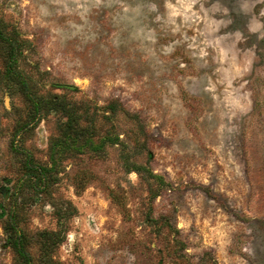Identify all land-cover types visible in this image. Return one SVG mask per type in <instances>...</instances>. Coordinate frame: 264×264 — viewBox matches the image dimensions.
<instances>
[{"label":"rangeland","instance_id":"1","mask_svg":"<svg viewBox=\"0 0 264 264\" xmlns=\"http://www.w3.org/2000/svg\"><path fill=\"white\" fill-rule=\"evenodd\" d=\"M66 200L60 264H264V0H0V264L10 210L37 264Z\"/></svg>","mask_w":264,"mask_h":264},{"label":"trees","instance_id":"2","mask_svg":"<svg viewBox=\"0 0 264 264\" xmlns=\"http://www.w3.org/2000/svg\"><path fill=\"white\" fill-rule=\"evenodd\" d=\"M14 48L10 49V59H12V54L14 53ZM8 69H11V62L7 64ZM16 78L20 83H22L20 74H16ZM23 94L30 100L32 104L33 117H39L38 112L41 107V99L35 94L28 90L27 86L23 83ZM44 107L50 110L53 109L61 113L62 116L67 117V120L64 122V133L75 132L79 135L84 134L86 131L79 126V115L71 112V106L69 107L68 103H63L60 99L50 98L43 102ZM77 123V126L74 125ZM17 131L14 132L12 136V142L17 137ZM78 135V136H79ZM89 141V140H86ZM68 144L64 143L62 140H58L57 143H54V146H50L51 151V159L53 162H56L57 159L60 158V154L65 150ZM56 148L57 156H53V151ZM56 152V151H55ZM23 174L20 178L19 183L14 188V197L17 199V196L22 193L26 187H29L32 192H41L46 189L49 183L47 174L51 172V168H47L45 166H40L34 164L29 154H25L23 161ZM48 170V171H47ZM49 172V173H46ZM52 206L55 209L56 217L58 220V228L52 232H45L43 236H39L40 242V252L37 257V264H60L58 260H56L53 256L54 247L63 240L65 230H66V221L67 218L74 214L76 211L75 206L72 205L69 201H65L63 206L58 208L57 205L52 203ZM8 223L6 231L9 234L8 244L9 246L16 252V254L20 258V264H32L31 257L28 254L26 245L28 244V238L26 233L17 227V218L14 217V214L11 213V210L8 213Z\"/></svg>","mask_w":264,"mask_h":264}]
</instances>
